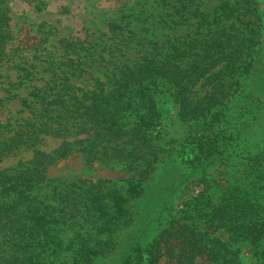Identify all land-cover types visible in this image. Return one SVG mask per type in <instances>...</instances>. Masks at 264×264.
<instances>
[{
  "label": "trees",
  "instance_id": "trees-1",
  "mask_svg": "<svg viewBox=\"0 0 264 264\" xmlns=\"http://www.w3.org/2000/svg\"><path fill=\"white\" fill-rule=\"evenodd\" d=\"M169 4L180 23L195 20L196 36L153 44L135 61L115 65L106 80H95L87 91L72 83L82 77L73 65L77 61L60 62V70L49 69L51 84L21 99L27 118L17 124L0 121V162L21 150L33 152L32 160L0 172V264H57L66 253L72 264H109L138 221L136 201L165 162L153 134L168 96L183 121L205 125L197 134L192 165H215L219 177L214 171L203 194L180 215L166 222L163 217L151 245L143 246L139 236L132 239L120 264H244V244L252 249V264H264L263 154L249 153L251 164L233 172L239 158L230 152L243 137L241 126L249 125V111L242 108L230 136L216 132L217 124H230L228 105L238 93L239 75L264 69L259 66L264 55H255L262 43L257 0H223L208 12L201 9V0ZM12 18L8 1L0 0V66L9 58ZM203 29L208 35L200 33ZM22 71L20 85L31 76ZM205 87L210 88L202 94ZM47 138L61 145L43 152L40 146ZM74 154L88 166L132 173L130 186L51 180L49 168Z\"/></svg>",
  "mask_w": 264,
  "mask_h": 264
},
{
  "label": "rangeland",
  "instance_id": "rangeland-1",
  "mask_svg": "<svg viewBox=\"0 0 264 264\" xmlns=\"http://www.w3.org/2000/svg\"><path fill=\"white\" fill-rule=\"evenodd\" d=\"M7 1L13 16V39L8 45L10 57L0 66V98L3 99L0 121L4 124H17V120L29 116V111L23 108L16 96L27 98L34 88L51 84L52 74L49 69L60 70V62L69 59L77 61L73 65L82 72V77L74 79L72 83L87 91L93 89L95 80H106L115 65L135 61L150 52L153 44L168 42L176 37L196 36L193 27L195 20L188 24L180 23L169 0ZM222 1L201 0V9L208 12ZM257 8L262 27L258 34L260 43L262 41L260 51L255 54L259 58L264 55V0H257ZM200 33L208 35L209 31L203 29ZM259 66L264 67V59ZM22 69L31 72V76L20 85L24 74ZM262 70L248 77L239 75V85L234 87L238 93L228 105L230 124L226 126L225 122H221L216 125L219 127L216 132L230 136L235 129V121L241 120L242 108L245 106L249 111L245 114L249 125L245 128L241 126L244 133H239L243 137L233 144L230 151L239 158L238 162H233V172L241 167L246 168L244 164H251L247 159L249 153L252 156L263 154L260 156V165H264V69ZM201 85H198V89ZM209 88L205 87L200 92L203 94ZM164 104L163 116L153 137L158 153L165 162L158 166L149 189L136 201L137 209L134 212L138 221L126 231L129 237H124L126 243L121 244L122 251L136 236L141 238L143 246L151 245L159 234L161 219L164 217L166 222L170 215H180L189 202L203 194L214 171L216 178L219 177V169L215 165L191 163L198 154L197 134L203 133L204 123L183 121L170 96L164 100ZM60 145L61 140L47 138L40 149L51 153ZM32 158V151H18L0 162V172L13 169L19 162H28ZM48 176L51 180L64 182L80 179L93 182L106 180L118 186H130L132 173H127L120 167H106L97 163L88 166L80 154H74L50 167ZM165 203L170 205L166 206ZM223 237L226 238L225 235ZM122 251L113 256L109 264H120ZM251 251L248 245H241L244 264L255 262ZM57 264H72L71 255L66 253L57 260ZM157 264H165V261Z\"/></svg>",
  "mask_w": 264,
  "mask_h": 264
},
{
  "label": "crops",
  "instance_id": "crops-1",
  "mask_svg": "<svg viewBox=\"0 0 264 264\" xmlns=\"http://www.w3.org/2000/svg\"><path fill=\"white\" fill-rule=\"evenodd\" d=\"M8 45H9V44H8ZM7 52H8V54H9V49H7ZM9 57H10V56H9ZM8 59H9V58H8ZM8 59H7V60H8ZM19 79H20V78H19ZM16 97H17L20 101H21V99L23 98L22 96H18V95H17Z\"/></svg>",
  "mask_w": 264,
  "mask_h": 264
}]
</instances>
